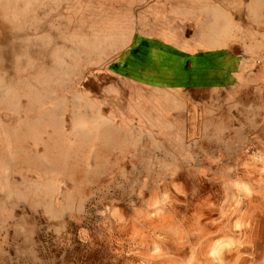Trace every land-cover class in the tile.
Instances as JSON below:
<instances>
[{
    "label": "rangeland",
    "instance_id": "1",
    "mask_svg": "<svg viewBox=\"0 0 264 264\" xmlns=\"http://www.w3.org/2000/svg\"><path fill=\"white\" fill-rule=\"evenodd\" d=\"M224 10L0 0V264H264V75L196 104L186 84L191 44H216L191 17Z\"/></svg>",
    "mask_w": 264,
    "mask_h": 264
},
{
    "label": "crops",
    "instance_id": "2",
    "mask_svg": "<svg viewBox=\"0 0 264 264\" xmlns=\"http://www.w3.org/2000/svg\"><path fill=\"white\" fill-rule=\"evenodd\" d=\"M193 7L196 0H191ZM221 8L225 10L226 20L222 24H212L211 20H195L191 17V33L194 38L203 41H215V45L191 44V74L186 84L191 88V94L203 98L193 103L206 100V96L232 86L236 81L250 79L259 85L263 73L249 72L245 64L242 52L238 51V35L231 27V17H238L235 22L244 24L247 22H260L261 20H245L246 9H250L253 15H260L264 9V0H221ZM259 17V16H258ZM161 50L160 45L156 46ZM169 80H166L165 83Z\"/></svg>",
    "mask_w": 264,
    "mask_h": 264
},
{
    "label": "built area",
    "instance_id": "3",
    "mask_svg": "<svg viewBox=\"0 0 264 264\" xmlns=\"http://www.w3.org/2000/svg\"><path fill=\"white\" fill-rule=\"evenodd\" d=\"M257 67L264 68V59H258L255 62Z\"/></svg>",
    "mask_w": 264,
    "mask_h": 264
}]
</instances>
